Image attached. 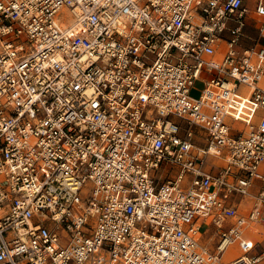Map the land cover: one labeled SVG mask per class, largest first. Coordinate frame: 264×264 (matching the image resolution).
<instances>
[{
    "label": "built area",
    "instance_id": "2783aa9c",
    "mask_svg": "<svg viewBox=\"0 0 264 264\" xmlns=\"http://www.w3.org/2000/svg\"><path fill=\"white\" fill-rule=\"evenodd\" d=\"M262 40L264 0H0V264H264Z\"/></svg>",
    "mask_w": 264,
    "mask_h": 264
},
{
    "label": "rangeland",
    "instance_id": "374dc122",
    "mask_svg": "<svg viewBox=\"0 0 264 264\" xmlns=\"http://www.w3.org/2000/svg\"><path fill=\"white\" fill-rule=\"evenodd\" d=\"M61 16L69 17L70 15H69V13L66 10H62L61 11ZM246 34L248 36L245 39V41H244L246 44H252L254 39L258 38V32H257V29L255 28V22L253 20L249 21V25L246 28ZM262 42H264V40ZM203 89H204V86H203L202 82L201 81H197L195 83L194 88L191 91V94L193 96L197 97L203 91ZM182 124L184 125V123H182ZM194 130L197 132L198 128L195 127ZM200 145H202L201 142H200ZM209 159L211 161L214 158L213 157H209ZM171 177L172 176H170L169 178H171ZM89 186H90V183H87V185L84 187V191H87ZM238 252H239V249L237 248V246L236 245L232 246L225 253L224 258H223V262L228 261L232 255H234L235 253H238Z\"/></svg>",
    "mask_w": 264,
    "mask_h": 264
},
{
    "label": "crops",
    "instance_id": "0c3cea01",
    "mask_svg": "<svg viewBox=\"0 0 264 264\" xmlns=\"http://www.w3.org/2000/svg\"><path fill=\"white\" fill-rule=\"evenodd\" d=\"M263 41V40H262ZM264 44V42H262ZM262 170L264 171V164L262 165ZM263 183L261 181H256L253 187L251 188L252 195L256 194L258 192L259 187H261ZM252 203V198L248 197L244 199V204L249 207V205ZM262 231H264V227L260 228Z\"/></svg>",
    "mask_w": 264,
    "mask_h": 264
},
{
    "label": "bare ground",
    "instance_id": "6f19581e",
    "mask_svg": "<svg viewBox=\"0 0 264 264\" xmlns=\"http://www.w3.org/2000/svg\"><path fill=\"white\" fill-rule=\"evenodd\" d=\"M76 29V28H75Z\"/></svg>",
    "mask_w": 264,
    "mask_h": 264
}]
</instances>
